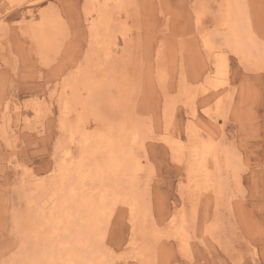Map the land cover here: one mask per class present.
<instances>
[{"label":"rangeland","instance_id":"obj_1","mask_svg":"<svg viewBox=\"0 0 264 264\" xmlns=\"http://www.w3.org/2000/svg\"><path fill=\"white\" fill-rule=\"evenodd\" d=\"M239 3L264 46V0ZM221 8L0 0V264H33L42 247L55 253L43 264H264V61L224 45ZM109 120L134 133L124 149L138 160L135 181L115 179L123 195L137 190L135 217L124 200L104 199L98 234L76 244L63 236L70 201L56 192L75 177L58 166L81 149L103 166L91 149ZM194 139L215 149L202 172L192 167ZM78 186L101 201L86 179ZM35 217L44 225L30 226Z\"/></svg>","mask_w":264,"mask_h":264},{"label":"bare ground","instance_id":"obj_2","mask_svg":"<svg viewBox=\"0 0 264 264\" xmlns=\"http://www.w3.org/2000/svg\"><path fill=\"white\" fill-rule=\"evenodd\" d=\"M219 18H220L219 25L221 27H223V29H224V33L222 34V37H223L222 41H223L224 45L229 49V51H231L237 55H242L243 53L244 54L250 53L251 49H253L256 51V53H258V56L260 57V59L262 61H264V46L254 45L252 36L249 32L250 28H249L248 18H247L246 13H244V11L241 9V5L239 3V0H222V8H221V11L218 15V19ZM207 41H209V40L205 39L206 44H208ZM41 43H42V46L44 45V48H47V46L49 47L48 43H46L44 40H42ZM213 56H215V55H213ZM225 62H226V60L223 57L220 60L219 65L223 67ZM87 94L90 95L91 92H87ZM85 100H84V102H85ZM93 100H95V98ZM84 104H86V103H84ZM101 104H103V103H101ZM65 108H68V107H65ZM104 110H105V108H104ZM67 113H68V111H67ZM69 114H70V112H69ZM91 114H92V112H91ZM62 116H63V114H62ZM65 116L66 115H64V118H65ZM61 119H62V117H61ZM100 119H101V117H100ZM115 119H117V118H115ZM80 121H81V119H80ZM62 123H63V121H62ZM109 123H110V120H109ZM133 124H135V123L133 122ZM75 125H77V124H75ZM123 126L124 127H122V124H120L119 129L115 132L116 127H115V122H113V124H111V123L109 124L108 128L104 127L106 129V131L104 133L96 134L95 141L93 142L94 148L91 149V150H93L92 151L93 154H91V153L90 154L93 156L94 153L100 154V151H101V154H100L101 157L98 159L102 160L103 166H101L100 162H98L96 159H94L95 161H93V163L90 162L89 160L85 159L86 156L85 157L83 156V152H81L82 149L79 151L78 156L76 157V161H75L76 163H74L72 161L74 159H73V157L70 156V157H67V161H66V163H63L62 168L60 166H58L59 174H62V172H64V175L67 176V175H69V172H71L69 176H71V178L75 177L71 183H68L67 182L68 180H66V182L64 183V186H61L59 189H57V191H56L57 194L60 191H62V188H63V190H65V193L67 195L66 198L68 199V201H70V205L68 206L67 211L64 212L65 210L62 207V205H63V201H62L63 199H62L60 203L56 204V206L58 207L57 208L58 210L56 212L61 213V208L64 210L61 213V216L62 215L65 216V218H64V219H66L65 225L68 224V226L64 228L63 234H65V235H63V236L68 237L69 239L73 240L74 243H76V244L86 243L85 241L88 242V239H90V236L92 235V233L98 234L99 231L97 229L99 228L98 226L100 224V221H101V219H102V222H104V220H105V217L102 216V214L104 215V213H103L104 208L106 209V207L104 206V202H103L104 199H105L104 201H107V200L109 201L107 206H111L114 203L111 200H113V201L118 200L119 202H120V200L121 201L124 200V203L130 205L129 207L131 208L132 213L134 211H136L135 206L137 207L138 204H136V203L138 201L135 198V195H136L135 191H137V190H135V188H133V184H132V187L127 190V193L125 192V195H123L121 192H119L121 190L120 189L121 186L119 187V185L118 186L116 185L117 179L119 181H121V179H125V178L128 180L127 182L129 184H131V182L134 183L135 178L137 176V173L139 171L138 160L136 158H133L134 154L131 152V150H125L124 149V146H125L124 142L127 141L128 139H134L133 138L134 133L132 132L131 129L128 130L125 128V126H127V125L123 124ZM60 127H63V126H60ZM69 129H71V128H69ZM74 130H76V128ZM79 130H80V128H79ZM134 130H136V129H134ZM70 132H72V131H70ZM76 132L78 133L77 130H76ZM83 137H84V135H83ZM134 141H132V142H134ZM172 143H169L168 145H170ZM191 143H192L191 144V151L189 150V154L194 153V155L196 157H198V159H193V161H196V162L193 164L192 167H196L199 171L202 172L204 170H201V169H204V164L207 163V162H205L206 159H208L209 157L210 158L212 157L213 159H215V149H213L209 145L210 143L208 144V142H199L196 139H194ZM135 144L137 145V143H135ZM180 147L181 146H179V148ZM126 149H128V148H126ZM102 151H103V153H102ZM180 153H182V152H180ZM192 154H191V156H192ZM64 155H67V153H65ZM90 158H92V157H90ZM91 160H93V159H91ZM204 174H206V173H204ZM62 177H63V175H62ZM64 177H63V180H64ZM116 177H117V179H115ZM84 179L89 181V183L92 184V186L94 188L97 187L96 193L97 194L100 193L99 195H100L101 201H97V202L92 201L88 197L90 195L89 192L84 193L83 189H82L81 193H79V186H78L79 182L81 183V180L83 181ZM95 182H96V184H94ZM61 185H62V183H61ZM86 185H87V183H86ZM125 185H126V183H125ZM37 190H36V192H37ZM77 190H78V195H77ZM124 191H126V190H124ZM43 192H45V191H43ZM62 195H61V197H63ZM75 196H77V197H75ZM93 198H94V196H93ZM139 199H140V197H139ZM30 202H32L30 204L34 205V202H36V201H30ZM42 207H44V206L42 205ZM50 208H51V205H50ZM107 208H109V207H107ZM133 215H134V213H133ZM134 217H135V215H134ZM184 219H183V221H184ZM57 220H59V219H56V217L55 218L53 217V221H52L53 223L52 224L55 227H56V224H58ZM134 220H136V219H134ZM135 222H137V221H135ZM43 223H44L43 219H41L40 217H35V220L31 221L30 226H33V227H35L34 229H36L37 227H41L42 225H44ZM141 225H143V224H141ZM31 230H33V229H31ZM56 231H57V229H56ZM65 242L66 241H64V243ZM56 244H58V243H56ZM85 246H86V244H85ZM56 247H57V245H56ZM65 249H67V248H65ZM58 250H60V249H58ZM62 252H63V250H62ZM64 252H65V250H64ZM54 255H55V253L52 250L47 251L45 247H42L37 252L36 256H35V254L33 255L32 259H33V262L35 264H43L45 262L52 261ZM65 256L69 259V257H71L73 255L71 254V252H67V254H65V255L60 254V258H63V257L65 258ZM85 257H87V255H85ZM67 258H65V259H67ZM26 260L28 261V259H26ZM30 261H31V259H30ZM63 261H64V259H63ZM78 261H80L79 262L80 264H85V262H86L85 259H83V260L80 259ZM88 263H89V261H88Z\"/></svg>","mask_w":264,"mask_h":264}]
</instances>
